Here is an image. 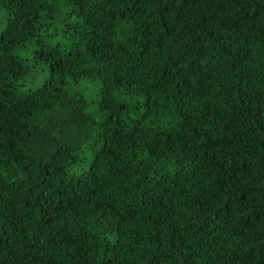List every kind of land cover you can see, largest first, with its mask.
Wrapping results in <instances>:
<instances>
[{
    "label": "trees",
    "instance_id": "trees-1",
    "mask_svg": "<svg viewBox=\"0 0 264 264\" xmlns=\"http://www.w3.org/2000/svg\"><path fill=\"white\" fill-rule=\"evenodd\" d=\"M0 264H264V0H0Z\"/></svg>",
    "mask_w": 264,
    "mask_h": 264
},
{
    "label": "rangeland",
    "instance_id": "rangeland-1",
    "mask_svg": "<svg viewBox=\"0 0 264 264\" xmlns=\"http://www.w3.org/2000/svg\"><path fill=\"white\" fill-rule=\"evenodd\" d=\"M83 89L88 88L87 97L89 100H97L99 95V85L96 82H84L81 86ZM92 109L95 107L92 105Z\"/></svg>",
    "mask_w": 264,
    "mask_h": 264
}]
</instances>
